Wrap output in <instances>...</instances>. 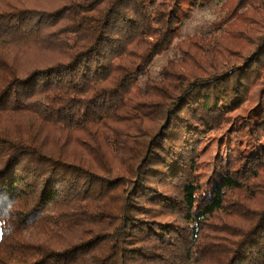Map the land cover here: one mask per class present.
<instances>
[{
  "label": "trees",
  "instance_id": "obj_1",
  "mask_svg": "<svg viewBox=\"0 0 264 264\" xmlns=\"http://www.w3.org/2000/svg\"><path fill=\"white\" fill-rule=\"evenodd\" d=\"M210 1L0 0V264H264V0L140 81ZM224 125L234 163L204 188Z\"/></svg>",
  "mask_w": 264,
  "mask_h": 264
},
{
  "label": "rangeland",
  "instance_id": "obj_2",
  "mask_svg": "<svg viewBox=\"0 0 264 264\" xmlns=\"http://www.w3.org/2000/svg\"><path fill=\"white\" fill-rule=\"evenodd\" d=\"M229 0H211L205 5H199L192 9L190 16L182 23L177 37L174 39L172 45L154 58L153 63L150 65L148 73L140 78V81L151 77L154 79L160 78V69L165 64L167 59L173 58L178 60L181 54L178 50L177 43L194 35L202 37L205 41H216L223 35L227 24L223 21L226 16ZM203 9H210L217 17V22L210 27L201 29H193L192 25L196 22L198 14ZM214 42V44L216 43ZM221 62V61H220ZM212 72L216 73L215 69ZM230 71H228L229 73ZM261 81L258 80L249 85L247 96L241 106H239L234 112L233 116H239L237 119L242 120L245 118L247 111L254 106L257 101ZM242 118V119H241ZM234 128V125H224L222 128L214 130L207 134L202 140V146L204 150L202 153V161L204 167L201 170V181L204 188H210L214 182L222 175L225 170L232 168L234 163V157L236 147L234 146L235 139L230 136V130ZM264 197V192L261 194ZM259 197L257 200H260Z\"/></svg>",
  "mask_w": 264,
  "mask_h": 264
},
{
  "label": "clouds",
  "instance_id": "obj_3",
  "mask_svg": "<svg viewBox=\"0 0 264 264\" xmlns=\"http://www.w3.org/2000/svg\"><path fill=\"white\" fill-rule=\"evenodd\" d=\"M217 22V17L213 14L210 9H203L198 14L196 22L192 25L193 29H201L205 27H210ZM13 211V205L8 202L4 208L2 214H0V230L7 228L11 231V225L9 223L11 218V213Z\"/></svg>",
  "mask_w": 264,
  "mask_h": 264
}]
</instances>
